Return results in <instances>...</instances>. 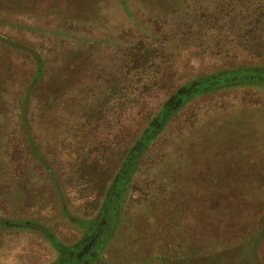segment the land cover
<instances>
[{
  "label": "rangeland",
  "instance_id": "rangeland-1",
  "mask_svg": "<svg viewBox=\"0 0 264 264\" xmlns=\"http://www.w3.org/2000/svg\"><path fill=\"white\" fill-rule=\"evenodd\" d=\"M248 67L264 0H0V264L101 222L80 264H264V82L174 109L119 179L177 90Z\"/></svg>",
  "mask_w": 264,
  "mask_h": 264
},
{
  "label": "trees",
  "instance_id": "trees-1",
  "mask_svg": "<svg viewBox=\"0 0 264 264\" xmlns=\"http://www.w3.org/2000/svg\"><path fill=\"white\" fill-rule=\"evenodd\" d=\"M260 81L264 82V70L255 71L253 67H248L246 70H230L225 73H221L216 76H209L205 80H196L186 86L181 87L174 93V98L169 99L164 106V109L159 112L153 119V122L147 125V127L141 133L139 139L137 140L135 146L131 149V152L128 154V157L123 165L122 171L119 173L120 181L124 179L128 173L129 165L134 161L142 145L146 144L147 141L151 139L154 133L163 125V123L168 119L169 115L172 114L174 109L180 107L183 103L189 102L199 96L203 90H208L219 85H234L240 82H251V81ZM101 114V112H100ZM97 115V114H96ZM99 116V115H98ZM126 174V175H125ZM114 187L113 192L118 194L119 189ZM104 230V222L99 223L96 227L94 233L92 234L90 240L85 243L81 250L76 253L74 259L69 260L65 259L62 264H80L84 258H92V252L94 247L97 244V241L101 240L102 236L99 235L100 231ZM90 258V259H91Z\"/></svg>",
  "mask_w": 264,
  "mask_h": 264
}]
</instances>
